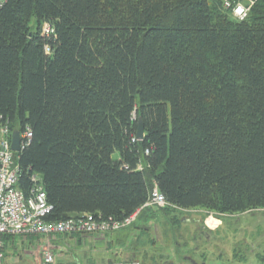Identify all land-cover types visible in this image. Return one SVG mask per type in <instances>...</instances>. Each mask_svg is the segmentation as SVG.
<instances>
[{
	"label": "trees",
	"instance_id": "trees-1",
	"mask_svg": "<svg viewBox=\"0 0 264 264\" xmlns=\"http://www.w3.org/2000/svg\"><path fill=\"white\" fill-rule=\"evenodd\" d=\"M0 117L31 128L18 186L42 176L50 221L123 220L154 187L179 208H264V0L244 21L222 0H7Z\"/></svg>",
	"mask_w": 264,
	"mask_h": 264
},
{
	"label": "rangeland",
	"instance_id": "rangeland-1",
	"mask_svg": "<svg viewBox=\"0 0 264 264\" xmlns=\"http://www.w3.org/2000/svg\"><path fill=\"white\" fill-rule=\"evenodd\" d=\"M32 26L35 29V20ZM220 214L224 220L216 241H198L204 232L198 227L212 211L172 205L150 207L128 227L106 234L10 236L3 264H41L46 252L54 254L56 264H107L121 259L140 264H264V208ZM245 235L251 240L243 241Z\"/></svg>",
	"mask_w": 264,
	"mask_h": 264
},
{
	"label": "built area",
	"instance_id": "built-area-1",
	"mask_svg": "<svg viewBox=\"0 0 264 264\" xmlns=\"http://www.w3.org/2000/svg\"><path fill=\"white\" fill-rule=\"evenodd\" d=\"M257 0H222L223 7L239 19H245L252 5ZM7 0H0V10ZM52 29L48 23H43L42 33L49 34ZM47 49H49L47 47ZM8 120L0 117V264L4 262L6 236H45L59 234H106L119 231L134 222L141 211L150 207L170 205L158 187H154L149 200L135 213L123 220L96 218L86 213L79 217L66 220L50 221L47 219L52 205L47 200L43 178L39 173H33L32 188L28 194L19 188L21 168L17 155L29 144L32 138L30 127L21 131V151L12 148V134ZM138 139V138H137ZM41 264H56L53 253L46 252ZM107 264H140L135 260H116Z\"/></svg>",
	"mask_w": 264,
	"mask_h": 264
},
{
	"label": "crops",
	"instance_id": "crops-1",
	"mask_svg": "<svg viewBox=\"0 0 264 264\" xmlns=\"http://www.w3.org/2000/svg\"><path fill=\"white\" fill-rule=\"evenodd\" d=\"M219 214L220 213L212 212V215L209 216L206 219V222H204V223L201 222V224H200V230L201 231L204 230V232H201L199 234L200 240H198V241H216L218 239L217 236H218V233L220 232L219 229L221 228V225H222L223 220H224V217L223 218L220 217L221 214L220 215ZM240 214H243V213H240ZM240 221L241 220H239V222ZM257 221H259V220H257ZM251 223L252 224H255L254 221L251 222ZM247 224H248L247 229H251V227H252L251 225L252 224H250V225H249V223H247ZM198 230H199V228H198ZM226 230H228V228H226L225 231L222 230L224 235H226V233L228 232ZM249 231L250 230H248V234H246V235H250V232ZM246 235L244 237H242L243 238V241H250L251 239L248 238ZM200 264H206V262L205 261H202Z\"/></svg>",
	"mask_w": 264,
	"mask_h": 264
},
{
	"label": "water",
	"instance_id": "water-1",
	"mask_svg": "<svg viewBox=\"0 0 264 264\" xmlns=\"http://www.w3.org/2000/svg\"><path fill=\"white\" fill-rule=\"evenodd\" d=\"M136 136L140 140L144 139L145 137L144 122L142 121V119H140L138 122V130ZM20 141H21V131L19 129H16L13 131L12 134V148L16 152L21 151Z\"/></svg>",
	"mask_w": 264,
	"mask_h": 264
},
{
	"label": "bare ground",
	"instance_id": "bare-ground-1",
	"mask_svg": "<svg viewBox=\"0 0 264 264\" xmlns=\"http://www.w3.org/2000/svg\"><path fill=\"white\" fill-rule=\"evenodd\" d=\"M257 1H258V0H257ZM257 1H256V2H257ZM256 2H255V3H256ZM255 3H254V4H255ZM254 4H253V5H254ZM253 5H252V6H253ZM223 8H224V7H223ZM251 8H252V7H251ZM224 9H225V8H224ZM231 17H232L233 19L238 20V21H244L248 16H247L245 19H243V20H239V19H237L233 14H231Z\"/></svg>",
	"mask_w": 264,
	"mask_h": 264
},
{
	"label": "flooded vegetation",
	"instance_id": "flooded-vegetation-1",
	"mask_svg": "<svg viewBox=\"0 0 264 264\" xmlns=\"http://www.w3.org/2000/svg\"><path fill=\"white\" fill-rule=\"evenodd\" d=\"M198 228H200V227H198ZM190 260V259H189ZM190 261H192V260H190Z\"/></svg>",
	"mask_w": 264,
	"mask_h": 264
}]
</instances>
